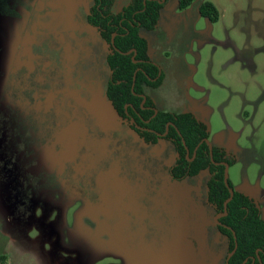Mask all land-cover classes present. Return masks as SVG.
Masks as SVG:
<instances>
[{"label": "rangeland", "instance_id": "obj_1", "mask_svg": "<svg viewBox=\"0 0 264 264\" xmlns=\"http://www.w3.org/2000/svg\"><path fill=\"white\" fill-rule=\"evenodd\" d=\"M205 1L217 21L199 15ZM91 3L34 0V14L0 18V264H225L209 173L175 179L170 142L146 144L106 100ZM141 31L163 76L145 93L207 124L264 219V0H167Z\"/></svg>", "mask_w": 264, "mask_h": 264}, {"label": "trees", "instance_id": "obj_2", "mask_svg": "<svg viewBox=\"0 0 264 264\" xmlns=\"http://www.w3.org/2000/svg\"><path fill=\"white\" fill-rule=\"evenodd\" d=\"M33 1L0 0V18H19L21 9L34 14ZM166 1L129 0L120 11L113 12L114 0H92L86 23L94 27L99 38L108 45L105 98L146 144H156L160 140L170 142L175 153L170 173L175 179L191 178L203 171L209 173L205 183L206 200L216 213L221 214L216 229L226 237L228 253L235 247L227 264H264V219L260 216L258 204L249 193L234 190L229 180L233 196L223 215L224 201L230 195L223 179L224 163L228 166L234 163L232 154L222 146L212 145L211 159L205 142L208 139L207 124L190 111L158 110L154 100L145 93V87H159L163 76L148 55V41L141 30H154L158 26ZM193 1L176 0V6L183 10ZM198 13L210 22L219 18L217 7L210 1L203 2ZM132 58L136 61L133 62ZM142 94L145 95L144 101ZM3 260L4 257L0 256V262Z\"/></svg>", "mask_w": 264, "mask_h": 264}, {"label": "water", "instance_id": "obj_3", "mask_svg": "<svg viewBox=\"0 0 264 264\" xmlns=\"http://www.w3.org/2000/svg\"><path fill=\"white\" fill-rule=\"evenodd\" d=\"M114 35H115V33H113L112 34V37H111V42L113 43V37H114ZM132 61L133 62H135L136 60L135 59H133L132 58ZM136 72V71H135ZM142 97H143V101L145 100V95L144 94H142ZM157 112V110L155 109V111H154V113H156ZM168 126H169V123L166 125V131H165V133L167 132V129H168ZM164 133V134H165ZM205 142L207 143V145H208V147H209V151H210V156H211V159H212V144L208 141V139H205ZM187 154H188V152H187ZM224 165H225V168H224V183H225V185L228 187V189H229V193H230V195H229V197L224 201V212H223V215H225L226 214V204H227V202L232 198V196H233V189L232 188H230L229 187V185H228V168H229V166H228V164L227 163H224ZM219 216H221V215H219ZM216 223L218 224L219 222H218V220H216ZM236 246V245H235ZM234 250H235V247H234V249L231 251V252H229L228 253V256H227V258H226V264H227V260H228V258L232 255V253L234 252ZM245 262V261H244ZM243 262V263H244Z\"/></svg>", "mask_w": 264, "mask_h": 264}, {"label": "flooded vegetation", "instance_id": "obj_4", "mask_svg": "<svg viewBox=\"0 0 264 264\" xmlns=\"http://www.w3.org/2000/svg\"><path fill=\"white\" fill-rule=\"evenodd\" d=\"M115 112V111H114ZM117 115V114H116ZM118 116V115H117ZM119 117V116H118ZM121 118V117H120ZM124 120H126V119H124ZM129 126H130V129H132L133 130V132L139 137V138H141L139 135H138V133L135 131V129L129 124ZM160 141H162V140H160ZM159 141V142H160ZM157 144V143H156ZM221 215V214H220ZM219 222V221H218Z\"/></svg>", "mask_w": 264, "mask_h": 264}, {"label": "crops", "instance_id": "obj_5", "mask_svg": "<svg viewBox=\"0 0 264 264\" xmlns=\"http://www.w3.org/2000/svg\"><path fill=\"white\" fill-rule=\"evenodd\" d=\"M142 34H143V32H142ZM144 34H145V33H144ZM144 34H143V35H144ZM145 36H146V35H145ZM147 41H148V40H147ZM148 55H149V54H148ZM149 57H150V56H149ZM150 59H151V58H150ZM151 60H152V59H151ZM152 61H153V60H152Z\"/></svg>", "mask_w": 264, "mask_h": 264}]
</instances>
